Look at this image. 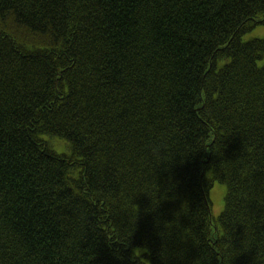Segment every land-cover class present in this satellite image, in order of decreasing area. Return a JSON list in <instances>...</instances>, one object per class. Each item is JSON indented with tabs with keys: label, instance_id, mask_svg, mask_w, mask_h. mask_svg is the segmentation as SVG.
I'll return each instance as SVG.
<instances>
[{
	"label": "trees",
	"instance_id": "obj_1",
	"mask_svg": "<svg viewBox=\"0 0 264 264\" xmlns=\"http://www.w3.org/2000/svg\"><path fill=\"white\" fill-rule=\"evenodd\" d=\"M259 25L264 0H0V264H264Z\"/></svg>",
	"mask_w": 264,
	"mask_h": 264
},
{
	"label": "rangeland",
	"instance_id": "obj_2",
	"mask_svg": "<svg viewBox=\"0 0 264 264\" xmlns=\"http://www.w3.org/2000/svg\"><path fill=\"white\" fill-rule=\"evenodd\" d=\"M264 39V26L259 25L251 29L249 32L244 34L241 37L242 42H249L252 40H263ZM53 146H57V149L54 148L58 153H66L67 144L63 141H53ZM224 195H225V186L214 182L209 192V200L211 204V218L215 219L219 216V214L223 210L224 203Z\"/></svg>",
	"mask_w": 264,
	"mask_h": 264
}]
</instances>
